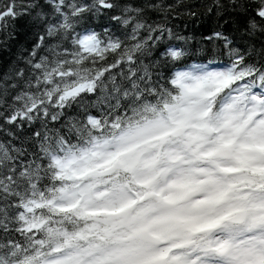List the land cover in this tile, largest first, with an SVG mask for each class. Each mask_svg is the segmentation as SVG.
Wrapping results in <instances>:
<instances>
[{
    "label": "snow or ice",
    "instance_id": "snow-or-ice-1",
    "mask_svg": "<svg viewBox=\"0 0 264 264\" xmlns=\"http://www.w3.org/2000/svg\"><path fill=\"white\" fill-rule=\"evenodd\" d=\"M0 264H264V0H0Z\"/></svg>",
    "mask_w": 264,
    "mask_h": 264
}]
</instances>
